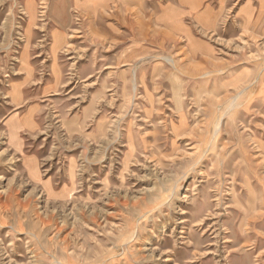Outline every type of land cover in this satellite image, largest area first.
<instances>
[{
    "label": "rangeland",
    "instance_id": "374dc122",
    "mask_svg": "<svg viewBox=\"0 0 264 264\" xmlns=\"http://www.w3.org/2000/svg\"><path fill=\"white\" fill-rule=\"evenodd\" d=\"M174 1L0 0V264H264V36L193 55Z\"/></svg>",
    "mask_w": 264,
    "mask_h": 264
},
{
    "label": "crops",
    "instance_id": "0c3cea01",
    "mask_svg": "<svg viewBox=\"0 0 264 264\" xmlns=\"http://www.w3.org/2000/svg\"><path fill=\"white\" fill-rule=\"evenodd\" d=\"M236 4V0H175L166 6H159L155 21L161 30L159 32L161 37L185 39L191 54H202L206 51L201 49H207L210 45L207 46L196 39V32L226 38L225 36H228L233 29L230 27L224 31L219 30L220 23ZM233 20L243 23L241 29L254 28L264 36V0H248L237 11ZM135 49L138 48L133 44L127 55L134 53Z\"/></svg>",
    "mask_w": 264,
    "mask_h": 264
},
{
    "label": "bare ground",
    "instance_id": "6f19581e",
    "mask_svg": "<svg viewBox=\"0 0 264 264\" xmlns=\"http://www.w3.org/2000/svg\"><path fill=\"white\" fill-rule=\"evenodd\" d=\"M143 0H85L84 3H76V7L75 9L77 10V8H79L81 5H84L91 9L93 8L94 6H97V9L99 11H105L106 13L108 14H111L112 13H115L117 10H118V6H122L123 4H131L133 6H140L142 4ZM65 5V6H64ZM64 6V7H63ZM67 7L68 5L67 4H59V5H53L52 6V9L50 11L52 17L55 19L56 23L62 28H59V31H57L56 35H55V41L57 42L58 40H66L68 38H66L67 34L65 33V31H62L63 28L66 26L65 24H67L68 26V19H67ZM133 11V10H132ZM58 12V13H57ZM85 16H89L88 14L85 15ZM172 17V14L171 16ZM62 29V30H61ZM73 32H77V31H72ZM114 42V41H113ZM68 43H66V41L64 42V47L62 50H65L64 48H68L67 47ZM66 46V47H65ZM55 60H53L52 62V70H51V76L54 80V84H57V81L60 79V75H61V70L59 69V67L56 65L55 63ZM125 62H123V65L122 66H125L124 65ZM106 67V66H105ZM104 68V67H103ZM242 82V81H241ZM234 85V84H233ZM57 86V85H56ZM19 95V93L17 92L16 94H13V95H10L11 97V101L15 104V109H18V108H22V105H21V102H15V96ZM26 121H28L26 119ZM27 122H25L26 124ZM29 124V122H28ZM27 124V125H28ZM15 126V121H12L11 123H9V127L10 129L13 128ZM16 129H19L20 126L17 125L15 126ZM13 131V130H11ZM129 143H130V139H129ZM181 214H186L184 211L181 213ZM205 220V219H204ZM204 220H200L199 221V225L202 224V222ZM192 248H195V249H198L197 248V244L194 245ZM210 255V252H207L204 257L202 256V259H205L206 257H208ZM201 259V260H202Z\"/></svg>",
    "mask_w": 264,
    "mask_h": 264
}]
</instances>
